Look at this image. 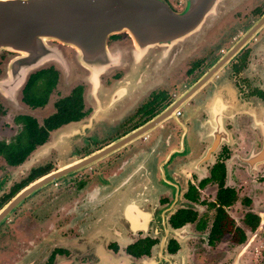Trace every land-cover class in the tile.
I'll return each instance as SVG.
<instances>
[{
	"label": "flooded vegetation",
	"instance_id": "obj_1",
	"mask_svg": "<svg viewBox=\"0 0 264 264\" xmlns=\"http://www.w3.org/2000/svg\"><path fill=\"white\" fill-rule=\"evenodd\" d=\"M164 1L176 14L186 9V0ZM262 20L264 0H226L197 42L184 46L190 35L176 41L187 53L168 74L138 88L119 86L113 98L118 111L99 118L71 146V160L52 167L51 151L32 165L22 181L33 169L49 167L48 173L70 165L153 122L110 154L26 198L0 236V264H136L156 247L168 256L181 254L183 264H264L262 139L250 117L264 110V21L252 29ZM132 42L125 33L108 36L103 54L115 62L111 48ZM161 47L167 53L172 46ZM49 69L57 77L53 89L67 92L40 123L36 116L45 112L53 89L41 107L25 103L21 91L15 109L0 99V116L17 112L11 122L21 129L19 118L42 126L55 103L79 88L80 116L48 130L45 142L57 128L91 115L88 87L70 84V74L63 81L52 67L40 70ZM106 70H97L102 90L122 77L120 70ZM13 195L2 194L0 208Z\"/></svg>",
	"mask_w": 264,
	"mask_h": 264
},
{
	"label": "water",
	"instance_id": "obj_2",
	"mask_svg": "<svg viewBox=\"0 0 264 264\" xmlns=\"http://www.w3.org/2000/svg\"><path fill=\"white\" fill-rule=\"evenodd\" d=\"M225 2L226 0H186L185 11L176 14L164 0H0V54L2 52L7 54L0 75V97L10 106H17L15 98L28 75L45 64H52L62 71H67L71 65L81 68L88 72L87 83L90 88L95 89L98 74L96 73V81L93 83L90 73L112 65L113 61L110 57L107 59L108 56L103 54V49L106 38L119 33L128 34L142 52L136 60L133 58L134 47L130 46L131 76L125 77L120 86L135 88L145 86L153 79L147 74L148 65L143 61L148 47L169 44L174 46L176 41L181 38L184 40L189 35L195 40L199 39L212 25L217 8ZM263 21L256 23L252 29L257 28ZM56 45L70 46L75 48L77 53L72 49V58L65 60ZM236 49V47L232 48L222 61L229 59ZM215 68L216 66L195 83L184 97L198 89ZM117 89L118 87L115 86L111 90L110 101L106 103L108 109L105 111L110 116L118 111L116 101H113ZM132 100L133 96L130 101ZM119 105L121 106L122 103ZM260 115L256 120V128L263 137L260 154L264 161V110ZM95 123V119L88 118L85 121L70 122L57 128L50 133L46 142L36 147L20 165L15 167L10 176L14 177L26 171L51 150L68 149L73 140L87 133ZM152 123L99 152L96 151L29 182L0 208V224L26 198L52 182L110 154L146 130ZM139 264H182V262L180 256H168L164 250L157 247L153 250L150 259Z\"/></svg>",
	"mask_w": 264,
	"mask_h": 264
},
{
	"label": "rangeland",
	"instance_id": "obj_3",
	"mask_svg": "<svg viewBox=\"0 0 264 264\" xmlns=\"http://www.w3.org/2000/svg\"><path fill=\"white\" fill-rule=\"evenodd\" d=\"M168 1L173 5L175 4V0H168ZM189 41L190 42H197L198 39L195 40L193 37H189L186 40H184V42H183L184 46L186 45L185 43H188ZM56 47L65 60L72 58V56H73V50L72 49H69V47L64 46V45H56ZM130 52H131V48H130V45L128 43L126 45L114 46L113 48H111V53H113L114 55H117L116 57H118V60H116L115 62L113 61L112 65L105 68L107 70L105 71L104 74L109 75L111 72L120 70V72L122 73V77H121L120 81L115 84V86H117L118 88L120 86V83L124 82L125 77L130 78V76H131L130 68L132 66L131 65L132 60L129 56ZM186 53H187V51H185V50L180 52L178 44L172 46L171 49L167 51V53L164 52L163 47L151 48L150 50H148L145 53V56L143 58V61L146 62L148 65V68L146 69L147 74L151 78L160 77L164 74H168L172 69L175 68L176 63H178L183 57L186 56ZM6 60H7V54L2 52L0 54V75L3 71V67H4ZM45 67H52L53 69L58 71V73H60L63 81H65V79H67V74H70V80H72L70 82V84L73 85L77 81H79V82L81 81L88 87L87 93L85 94V100H86L87 105H89L91 107V115L89 118L95 119L96 123H97V120L99 118H101L100 116H102L104 114H105L104 117H111L109 114L106 113L105 109L106 110L108 109L106 103L109 101L108 98H109L110 92L112 89L115 88V86H113L112 88H109V90H102L101 89L102 84L100 82V75H99L98 76V82H97V88H95V89L90 88V86L87 83V79H86V77H88V72L84 71L81 68L73 67V65L69 66L67 71L66 70L62 71V70H58L52 64H45L43 66H40L38 69L32 71L30 74H32V73H34L40 69H43ZM77 72H79V73L77 74ZM63 74L66 76L64 77ZM73 77H75V78H73ZM20 91L21 90L18 91V94L15 98L16 104L18 103V100H19ZM65 91L67 92V90L62 91L61 89H59V90L53 89V91L50 93V95L48 97V103L46 104V106L44 108L45 112H39V116H36L38 123H40L41 117L46 116L47 114H50L51 112H53V110L51 108L52 102L58 100L61 96H63ZM100 94L103 95L102 96L103 101H101V99H100ZM0 99H2V98L0 97ZM3 101L7 104L8 107L15 109L16 106L12 107L13 105L10 106L6 100H3ZM7 112L8 113L5 116H3V117L0 116V141H2V142H9L16 135V133H18L20 130L19 125L11 122L12 117L17 115V112H15V111L12 112L10 110H8ZM102 112H103V114H102ZM107 115H109V116H107ZM81 121H85V120H81ZM96 123L93 126V128L90 129L89 131H91L95 128ZM82 136L78 137L76 140H73L68 149H64V148L62 149L61 148L59 150H51V151L55 152V155H56V157H52V163H51L52 167H55V166L58 167V166H60V165L64 164L65 162L72 159V158H70L72 156L71 146L74 143H76ZM50 152H48L42 158L46 159L49 156ZM38 162H40V161L38 160L35 163H38ZM14 169H15V167H11V168L8 167L4 163L3 159L0 157V197L2 194L9 192L12 185L22 181V179L28 173V169H27L26 171H23L22 173H19L18 175L11 177L10 173H12ZM31 199L32 198H30V200L27 202L31 203L30 202ZM22 207L23 206H21V204H20L17 208L21 209ZM15 210L16 209H14L12 211V213H14ZM18 212H19V210L17 211V213ZM12 213H10V215H8V217L4 220V221H6L5 223H3L4 222L3 221L0 224V236L2 234H4V232H7L5 230L9 229L8 224L13 223L14 218L11 217ZM11 234H14V232L11 231Z\"/></svg>",
	"mask_w": 264,
	"mask_h": 264
},
{
	"label": "trees",
	"instance_id": "obj_4",
	"mask_svg": "<svg viewBox=\"0 0 264 264\" xmlns=\"http://www.w3.org/2000/svg\"><path fill=\"white\" fill-rule=\"evenodd\" d=\"M56 74L52 69L40 70L29 75L21 95L25 103L32 107H41L45 104L47 96L56 84ZM54 113L43 122L42 126L29 117L19 118L22 127L19 132L8 142H0V157L9 167H16L22 163L36 146L41 145L47 138V131L74 120L80 116L81 93L75 88L65 98H62L54 105ZM49 167L36 168L30 171L25 180L15 183L9 190V194H15L28 181L46 173ZM29 183V182H28ZM27 183V184H28ZM6 198L3 199L5 201Z\"/></svg>",
	"mask_w": 264,
	"mask_h": 264
},
{
	"label": "bare ground",
	"instance_id": "obj_5",
	"mask_svg": "<svg viewBox=\"0 0 264 264\" xmlns=\"http://www.w3.org/2000/svg\"><path fill=\"white\" fill-rule=\"evenodd\" d=\"M132 45H133V47H134L133 58L137 60V59L141 56L142 52H141V50H139V49L136 47V45H135L133 42H132ZM162 46L169 48L171 45L169 44V45H162ZM67 47H70V46H67ZM70 48H72V47H70ZM72 49L74 50L75 53H77V51H76L75 48H72ZM110 57L112 58L111 60L113 61L114 57L111 56V55H110ZM93 73H97V72L94 71ZM93 73H92V74H93ZM92 74H91V76H90V79L92 80V82H94V79H95V78L92 76ZM95 76H97V75H95Z\"/></svg>",
	"mask_w": 264,
	"mask_h": 264
},
{
	"label": "crops",
	"instance_id": "obj_6",
	"mask_svg": "<svg viewBox=\"0 0 264 264\" xmlns=\"http://www.w3.org/2000/svg\"><path fill=\"white\" fill-rule=\"evenodd\" d=\"M262 112V111H261ZM261 112H260V114H261ZM259 114V116L258 117H256V116H250L251 117V120H252V122L254 123V128H256V124H257V121L256 120H258L259 118H260V115ZM255 121V122H254ZM256 130H257V132H258V135L261 137V139H262V145H261V149H262V147H263V137H262V133L256 128ZM261 151V150H260ZM157 248V247H156ZM155 249V248H154ZM153 249V250H154ZM152 256V255H151ZM176 256H180V260H181V254H177ZM151 258V257H150ZM150 258H147V259H144V260H142V261H147L148 259H150ZM141 262V261H140ZM140 262H137L136 264H139ZM182 262V261H181ZM183 264V263H182Z\"/></svg>",
	"mask_w": 264,
	"mask_h": 264
}]
</instances>
